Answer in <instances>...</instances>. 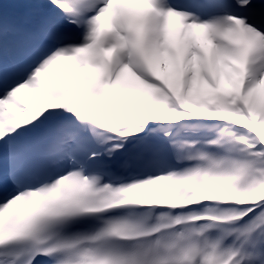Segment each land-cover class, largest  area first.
Listing matches in <instances>:
<instances>
[{"label": "snow or ice", "instance_id": "obj_1", "mask_svg": "<svg viewBox=\"0 0 264 264\" xmlns=\"http://www.w3.org/2000/svg\"><path fill=\"white\" fill-rule=\"evenodd\" d=\"M0 264H264V0H0Z\"/></svg>", "mask_w": 264, "mask_h": 264}]
</instances>
